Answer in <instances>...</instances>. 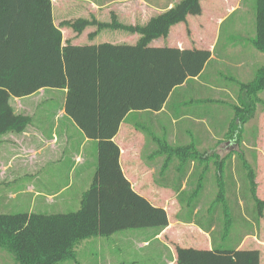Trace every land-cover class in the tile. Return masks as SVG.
Masks as SVG:
<instances>
[{"label": "trees", "instance_id": "1", "mask_svg": "<svg viewBox=\"0 0 264 264\" xmlns=\"http://www.w3.org/2000/svg\"><path fill=\"white\" fill-rule=\"evenodd\" d=\"M199 0H185L187 12L196 14ZM254 47L264 54V0H255ZM212 58L207 49L150 47L109 44L73 46L63 44L54 24L52 0H0V137L23 133L31 124L16 115L11 98H24L43 89L65 90V112L85 137L98 143V165L80 209L68 214L0 215V247L13 252L19 264H65L76 261L75 246L87 239L109 238L119 232L166 229L169 216L136 192L121 167V150L115 138L132 111L159 112L171 93L201 75ZM252 103L234 106L229 140L242 143L244 127L255 111L254 99L264 92V66L255 79L242 86ZM158 154L181 163L208 160L194 144L171 147L160 143ZM232 155V154H231ZM230 157V156H229ZM256 222L264 217V200L257 193L255 173L249 165ZM224 161L218 165L219 192L211 207L221 206L225 217L224 239L234 225L223 180ZM194 190L188 203L196 207ZM180 202L184 194L178 192ZM207 228L206 233H211ZM176 264H260L257 249L216 248L211 250L174 246Z\"/></svg>", "mask_w": 264, "mask_h": 264}, {"label": "crops", "instance_id": "2", "mask_svg": "<svg viewBox=\"0 0 264 264\" xmlns=\"http://www.w3.org/2000/svg\"><path fill=\"white\" fill-rule=\"evenodd\" d=\"M243 3L244 0H199L195 8L196 14L187 12L184 16H178L187 11L185 0H52L54 24L62 32L64 45L128 44L181 50L207 49L212 53V58L201 75L176 88L161 111H132L120 126L115 141L121 150L122 170L134 190L146 196L149 201L148 194L139 186L149 173L148 167L155 163L152 160L156 154L165 157V165L168 161L167 155L158 154L161 150L160 143L182 147L187 142L185 137L189 135L190 127L197 129L204 125L205 116L185 112L188 103H221L223 96L232 98L239 106L242 102L253 101L252 97L244 95L242 86L251 83L258 70L264 66V54L253 45L256 32L250 38L243 35L248 43L239 47H233L232 42L219 47L225 27L227 38L245 30L247 18L250 19L253 11L243 12L232 25L226 26L241 14ZM253 10L255 12V5ZM208 27L212 28L209 33ZM232 85L237 89L233 90ZM46 90L50 89L40 90L24 98H35L46 93ZM66 93L65 90H56V95L59 94L56 96V124L50 126L49 133L44 132L35 111L44 100L30 110L28 106L22 105L24 98L10 99L14 113L30 117L32 122L23 133L11 132L0 137V182L16 181L22 184L21 191L15 195L23 199L29 196L26 199L30 207L26 211L28 214L77 212L82 196L89 189L97 169L98 143L87 139L66 115ZM262 93L264 92L259 94ZM195 133L204 134V131L198 130ZM174 135L180 137L174 139ZM150 144H153L152 148ZM154 145L158 146L159 151L154 150ZM51 151L56 152L54 160L53 157H43L44 152ZM223 161L219 160L216 166ZM243 162V166L249 165L248 162ZM224 166H227L225 162ZM46 180L56 182V188L43 193V189L36 184L49 183ZM150 202L165 208L160 202ZM168 216L169 226L164 230H135L138 232L119 236L114 240L113 237L119 235V232L109 238H92L98 239V242H90L82 248H91L88 249L90 252L100 247L101 251L98 252L101 259L98 264H108L107 261H101L106 259L111 261L110 264H176V253L171 241L176 236L181 221L178 217L171 220L169 213ZM247 221L245 218L244 223H248ZM259 226L261 228V221ZM207 228L210 229V225ZM213 230L212 227L210 232ZM199 231L203 240L197 244V249L211 250L213 243L208 239L209 236L202 228ZM243 241L237 246L259 250L260 264H264V241L249 232ZM97 243L98 245H92ZM153 243L158 246L157 250L153 249ZM248 244L252 246L247 247ZM75 253L76 261L69 262L82 264L76 251Z\"/></svg>", "mask_w": 264, "mask_h": 264}, {"label": "rangeland", "instance_id": "3", "mask_svg": "<svg viewBox=\"0 0 264 264\" xmlns=\"http://www.w3.org/2000/svg\"><path fill=\"white\" fill-rule=\"evenodd\" d=\"M254 5L255 0H244L241 14L237 15L238 17L234 21L227 23L226 26L232 25V22L239 19L243 12L245 13L250 10L251 13L253 11V14L250 15V19L247 18L245 30L231 38H227L225 36L227 27H225L222 30L219 47L224 43L231 42L233 47H239L243 43H248L247 39H243V35L248 38H250L251 35H255L256 18L254 17ZM211 31L212 28L208 27L207 33ZM262 56L264 57V55ZM232 89L234 90L237 88L232 85ZM208 95L212 96L210 93ZM56 96H59V94L56 95V90L50 89L46 90V93L35 98H24L22 101V105L28 106L30 110L43 100L45 101L35 108L45 133H49L50 126L52 127L56 124ZM254 104V114L244 127L242 143L238 144L237 141H235L236 139L229 140L227 134L229 132V126L234 118L233 107L239 106V103L232 101L230 97L224 96L222 97L221 103L198 105L188 103L187 108L185 107V112H189L191 115L198 113L202 117L205 116V118L203 119L204 125L200 128L198 127L195 129L190 127L189 135L186 137L184 136L187 141L184 147L191 143L197 145L196 149L200 154L206 153L208 155V160L203 163L197 161L192 164H183L178 158L173 157L174 159H172L169 164L166 163L165 165V157L156 154L155 159L152 160V162L155 163L148 167L149 173L143 178L139 187L144 190L145 194H148L150 201L160 202L164 205L171 220H175V218L178 217V220L181 221V225L177 228L176 236H173V240L171 241L173 242V246L178 244L186 248H198L197 244L203 240V235L200 233L199 229L202 228L203 232L206 233L207 226H209L211 222L214 230L211 233H207V235L209 236L208 239L211 240V243H213L216 248L235 249L238 247L237 245L244 240V236L248 232L253 233L259 240L264 241V217L262 218L263 220L261 219V228H259L260 226L256 225L257 222L255 221L257 211L251 198V185L248 177L249 171L243 166V161L249 163L250 169L255 173L258 196L264 200V93L261 95L258 94L255 97ZM184 123L186 124L187 121ZM186 126L188 127L189 124ZM198 130L200 132L204 131V134H196L195 132ZM153 133V136H155L156 134L154 131ZM173 137L177 139L180 136L174 135ZM150 147L152 148L153 144H150ZM154 150H156V152L159 151L157 145H154ZM48 153L44 152L43 157H53V160L56 158V152L51 151ZM219 160H224L225 164H227L224 168L223 180L225 182L226 194L234 218V225L226 240L223 238L225 224L223 209L221 206L211 207L219 192L217 182L220 171L216 166ZM46 181L49 183L36 184L37 187L43 189V193L56 188V182H51L50 180ZM21 185V183L16 181L0 182V215L23 214L29 210L30 207L28 203H26V199L29 196L23 199L21 196L17 198L15 195L21 191ZM199 186L200 191L197 194L196 207L193 211V204L195 202L193 201L189 205L188 200L193 191L198 190ZM178 192L184 194L182 198V200L184 199V203L180 202L181 197L178 198ZM14 195L15 197H13ZM244 195H247V197ZM19 199L23 200L20 202ZM245 218L248 220V223H244ZM248 224H250V227ZM204 228H206L205 231ZM133 232L138 231H123L113 238L116 240L115 238H119V236H127L133 234ZM90 242L96 243L98 239L83 240L75 247L78 259L82 264H98L101 259V257L99 259L98 252L101 251L100 247L92 249L90 252H88V249L91 248H82L85 245L87 246ZM92 245H98V243ZM251 246V244L247 245V247ZM157 247L156 243H153V249L157 250ZM101 261L104 263L107 261L108 264L111 262L109 259ZM0 264L19 263L15 260L13 252L2 246L0 247ZM67 264L72 263L69 262ZM115 264H117V262Z\"/></svg>", "mask_w": 264, "mask_h": 264}]
</instances>
